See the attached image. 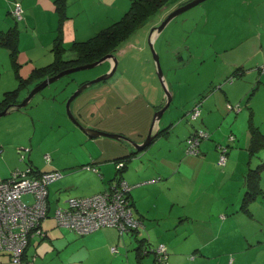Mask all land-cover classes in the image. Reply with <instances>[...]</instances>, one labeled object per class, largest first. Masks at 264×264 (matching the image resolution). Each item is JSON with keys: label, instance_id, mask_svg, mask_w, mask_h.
Wrapping results in <instances>:
<instances>
[{"label": "rangeland", "instance_id": "374dc122", "mask_svg": "<svg viewBox=\"0 0 264 264\" xmlns=\"http://www.w3.org/2000/svg\"><path fill=\"white\" fill-rule=\"evenodd\" d=\"M183 1L185 0H171L167 7L158 13L157 19L162 15L159 23L147 24L134 33L129 38L130 42H135L134 45H128L125 41L115 50L113 54L117 59V65L114 73L108 79L93 83L90 85L92 87L88 86L90 88L83 90L71 103L70 110L74 115L72 107H125L127 101L122 97L118 98L120 95L118 86L117 91L105 87L118 76L119 71L124 70L134 80V84L144 90L145 96L141 95L130 104L129 107L137 108L132 110L129 117L127 113L124 116L122 112L110 115L106 119L124 131L125 127L127 131L134 133L144 129L146 134L143 142L149 134L155 112L167 102L165 87L158 76L154 60L153 54L157 53L164 77L174 82V90L170 86L168 90L175 94L157 124L160 128L172 126L174 128L169 137L167 134L157 137L158 139L156 138L147 149L133 157L128 163L125 176L127 177L130 172L134 174L146 165L150 166L149 169L153 167L155 171H172V174H175V181L166 193H159L160 190L156 188L136 190L135 197L138 199L139 209L148 216L145 224L142 220L139 223V237L148 234L152 246L163 245L167 250L166 264H264V195L251 205L252 216L234 213L240 207L246 190L244 187L238 188L237 181L242 178L240 176L247 169L250 159L248 146L251 136L249 130L251 115L253 122L260 126L264 133V1L205 0L176 16L161 32V36L159 35L152 47L149 42L151 30L159 26L178 7V3ZM130 5L131 0H68L67 19L70 17L71 19L68 20L67 26L74 27L77 35L71 33L72 39H68L67 34V39H63V45L68 49L65 57L73 56L70 48L75 40L82 42L95 36L103 27L119 20ZM45 16L51 25L47 21L30 28L26 26L25 20L12 17L14 23L20 22L22 26L17 28L19 65L13 64L10 51L0 45V101L5 92L20 86L16 69L26 78L35 69L36 64L53 61L57 31L49 35V30L55 27L54 21L51 15L46 13ZM107 19L109 22L105 23ZM57 21L56 30L59 18ZM101 22H104V26L99 28ZM64 27L65 23L63 32ZM45 39L47 41L53 39L54 42L50 47L45 46L43 43ZM185 46H189L186 56L189 61L186 67L181 68L182 64L178 65V60L176 63L172 62L170 57L173 58L179 48ZM123 47L124 52L121 50ZM231 63H234V66L230 67ZM113 66L109 59L104 60L92 68L67 74L44 87L25 106L37 107L42 117L40 121L36 120L34 123L30 118L25 120L17 112L0 118V146H3L0 150V176L10 175L17 169L26 170L31 160L41 170H61L62 177L49 185L48 199L51 207L45 219V226L58 225L55 213L57 209L66 208L70 198H89L99 194L95 193L94 187L99 182L100 173L91 168L93 167L91 154L99 156L102 151L105 156L112 155L109 144L85 140L87 135L81 128L85 127L82 123L79 125L81 132L67 133L54 116V109L65 107L63 114L70 119L67 110L68 99L82 84L109 73ZM242 66L246 69L244 77L239 76L233 82L226 80ZM223 80L234 84L232 88L240 99L233 103L228 101L224 106L219 104L218 107L213 103L212 107H209L213 109L211 116L204 111L205 114L192 119L191 113L196 102L202 101V110L205 107L203 105L205 99L211 104L217 97L220 98L222 93L220 85H224ZM247 80L252 82V86L243 84ZM100 85L101 88L98 90H91ZM27 90L28 88L20 90L21 101L27 96ZM220 102L224 103L223 98ZM107 103L110 105H106ZM141 107L156 108L152 112L151 108ZM224 114L230 115L229 121L225 124L223 123L225 118H222ZM92 121H99V116ZM171 122L172 124L168 125ZM187 129L189 134L198 131L211 135L212 137L203 140L202 144L208 142L214 147L217 143L228 144L229 136H233L235 140L229 150L231 161H228L232 173L229 172L228 177L235 180L234 184H224V176L218 172L227 171V166L223 168L220 164V155L216 166L210 164L209 159L197 158L202 155L195 151L189 153L192 144L190 139L187 140L188 138L184 136L188 132ZM124 131L106 132L123 134ZM101 138H105L109 143H121V140L110 137ZM20 148L27 150L19 151ZM214 152L218 153L217 148ZM193 158L199 161L192 164ZM87 160L89 161L86 162ZM108 163L113 165L115 173L114 161ZM262 163L264 147L252 157L251 166L256 167ZM66 172H71L68 180H65L66 177L63 178ZM125 181L129 184L126 179ZM61 183L67 184L64 186L70 190L59 192ZM261 184L264 188V169L261 173ZM24 199L33 200L28 195L24 196ZM138 213L139 210H133L134 218L139 219ZM113 228L118 232L120 243L114 246L116 251H112L111 248L113 253L111 256L106 254L105 259L97 263L140 264L134 249L136 245L134 228H131L133 229L131 232L125 231L123 234L118 228ZM57 243L64 247L61 242ZM54 254L55 256L47 257L45 264H58L69 258L72 264H78L80 260L82 264H89L90 258L93 257L87 253H78L73 259L71 257L74 253L70 252V247L55 251ZM153 256L152 253L143 257L141 264H150ZM85 257L88 261L83 260ZM37 262L41 264L42 260ZM0 264H28V260L15 262L9 253L0 251Z\"/></svg>", "mask_w": 264, "mask_h": 264}, {"label": "crops", "instance_id": "0c3cea01", "mask_svg": "<svg viewBox=\"0 0 264 264\" xmlns=\"http://www.w3.org/2000/svg\"><path fill=\"white\" fill-rule=\"evenodd\" d=\"M187 1H189V0H185L183 2H180V3H178L177 6H180L181 4H183L184 2H187ZM260 1H264V0H260ZM17 4H20L23 8V17L19 20H25V24L28 28H30L34 25H37L40 22L46 23L47 21H49L48 18L45 16V14L47 13V14L52 16L53 21H54L53 25L55 26L54 29L49 30V32H48L49 35L53 31H57L56 30L57 24H55V21H57L59 16H58L57 9H56V7H57L56 0H0V32L6 31L8 28L12 27L13 25L16 26L17 28H18V26H20V24H21L20 22L14 23V21L12 19L13 11H14V8L16 7ZM68 6H69V3H68ZM67 8L68 7H66V12L68 13L69 9H67ZM70 19H71V17L66 20L67 22H65V27H64V39L65 40L67 39L66 38L67 34L69 35L68 39H72L71 33L77 35V32L75 31L74 27L69 26V25L67 26L68 20H70ZM107 22H109V19H107L105 21V23H107ZM57 23H58V21H57ZM90 23L92 24L91 21H90ZM49 25H51L50 21H49ZM99 25H100L99 28L103 27L104 22L99 23ZM20 27L22 28V26H20ZM34 29H37V28H34ZM43 31L46 32L45 29H43ZM160 36H161V34H160ZM53 37H54V34H53ZM157 40H158V38L156 39V41ZM53 42H54L53 39H52V41H47V39H45V42H43V43L45 46L50 47ZM134 43L135 42L128 41V45H134ZM121 50H123V52H124L125 51L124 47ZM187 51L189 52V46H185L184 48H179V51H177L175 53V55H173V58L170 57L171 61L176 63L175 61L178 60L179 61L178 65L182 64L181 68L186 67V65L189 61V59L188 60L186 59ZM109 60L111 62V65H114V63H115L114 59L111 58ZM35 63H38V62H35ZM43 63L44 62H42L41 64H36L35 68L45 66V65L49 64L50 62H48L46 64H43ZM119 64H120V62H119ZM232 66H234V63H231L230 67H232ZM234 69H236V68H234ZM167 79H168V77H167ZM262 80H263V77H261V81ZM133 81L134 80L132 78H130V76L124 70H121V71H119V74L116 78L109 81L110 83L108 82L107 85H105V87H109L110 90H112V91H114L115 89L117 91L119 89L118 92L120 95L118 96V98L122 97L127 101V103H126L127 105L125 107H121V106H119V107H72V111H73L74 115L77 117V120L80 121V123H82L86 128L98 129V130H102V131H104V130L105 131H113V132L124 131L118 127H115V125H116L115 123H112L110 121L107 122V119L110 115L112 116V115L119 114L122 112H123L124 116L128 114V117H129L132 110H136L137 107H129V106H131L130 104L134 101V99L139 98L141 95L145 96V92H144V90L142 91V89H140L139 86L134 84ZM165 81H166L168 88L170 86L174 90V82L166 80V78H165ZM223 81H224V85L223 84L220 85L221 89H222V93H221L222 97L220 96V98L221 99L223 98L224 103L220 102L221 99L219 97H217V99H215L211 104H208L209 101H206V99H205V102L203 104V105H205V107H203V109H202V115L205 114V113H203L205 111V112L210 113L208 115L211 116L213 109H211L209 107H212L213 103L216 105V107H218L219 104L224 106V104L226 105V103L228 101L233 103V102L238 101L240 99L239 96L236 95V91H234L232 88V86L234 84L228 83L226 80H223ZM239 81L240 80H238V82ZM251 83H252L251 81L247 80L243 84L251 85ZM90 87H92V86H90ZM90 87H87V88H90ZM99 88H101V85L96 87V88H93L91 90L96 91ZM97 92H99V91H97ZM174 96H175V94L173 92V98H174ZM106 100L108 101V99H106ZM106 105H110V104L107 103ZM141 108L142 109H150L151 108L152 112H153V110H155L156 107H141ZM64 110H65V107H56L54 109V116L58 119L60 127H62V128L64 127L67 130L66 131L67 133H69L68 131L81 132L79 129V124L76 122H73L71 120V118L70 119L67 118L63 114ZM16 112L21 114L25 118V120H26V118H30L34 123L36 120L40 121L42 119V117H40V113L37 111V107H26V108H23L21 110H14V109L10 110V113H16ZM98 116H99V121H92L93 118L98 117ZM150 116L151 115H149V117ZM229 116L230 115H228V114L223 115L222 118H225L223 120L224 124L229 121V118H230ZM149 122H150V120H149ZM149 122H148V125H149ZM165 123H166V121H165ZM165 123H164V125H165ZM171 124H172V122L168 125H171ZM157 128H158V125H157L156 129ZM169 128H168L169 131L166 135L167 137L170 136V133L173 130L174 126L169 127ZM127 130L128 129L125 127V131L123 132L122 135H125V136L129 137L130 139H132L138 143L142 142V139L144 138V136L146 134V131L144 129H141L135 133L132 131H127ZM187 130H188V132L185 133V135H184L185 137L189 134V129H187ZM86 135H87V137L84 134L85 140H94L93 142H98V143L100 142L102 144H109L111 152H112V155L109 157L105 156L102 151L100 152L99 156H95V155L91 154V156H92L91 164L93 166L96 165L95 167L99 171L97 173H100L99 176L101 179V180L98 179L99 182L96 184V187H94V191H95V193H102L110 187V183H111L112 179L115 177V173H116V171H115V173H113L114 167L112 164H109L108 162L114 161V159H116L117 157L129 155L130 153L134 152L136 150V148L132 147L133 144L126 139H115V140H121V143H114V142L109 143L106 141L105 138L100 139V137H105V136L90 137L87 133H86ZM32 143H33V139H32ZM0 147L3 148V146H0ZM215 147H216V145H215ZM215 147H214V145H212V143H208V142L201 144L200 148L202 150H201L200 154L202 156L197 157V158H203L206 160L209 159L210 164H214V165L218 166L217 165L218 153L214 152V149L216 150ZM20 149H19V151H20ZM88 161L89 160H87L86 162H88ZM196 161H199V159L193 158L192 164H194ZM229 161H231V156H230ZM250 161H251V158L249 159L247 166L251 163ZM27 166H34L35 168L39 169L38 166H36L32 162V160L29 161ZM226 166H227V171L225 170L224 172H221V171H218V172L224 176V179H223L224 184H227V183L229 185L234 184L235 180L232 177H228L229 172L232 173L231 164L228 162ZM149 168H150V166L144 165L143 169H140L141 171L137 170V172H135L134 174H132V172H130L127 177L125 176V172L127 170L123 174V177L129 182V184L132 187V189L130 190V199H131V204H132L131 207L133 210L134 209L139 210V213H138L140 215L139 218L142 220V222L144 224L146 223L145 219L148 216L146 215V213L144 211L139 209V204L137 201L138 199H137V197H135L136 190H143L144 191V190H147L150 188H156V189L160 190L159 193H166L167 191H169L171 189L170 186L173 185V182L175 181V179H174L175 174H172V171H166L165 170L164 172H160V171H155V169H153V167H152V169H149ZM127 169H128V167H127ZM50 170H58V169H50ZM149 170H151V171L149 172ZM43 171H46V170H43ZM196 172H197V170H196ZM66 173L67 174L63 178L66 177L65 180H68L69 179L68 177H69L71 172H66ZM6 175L7 174H1L0 180L9 177V174L7 176ZM242 176H243V172H242ZM242 176H240V178ZM153 179H158V180L152 181ZM150 180L152 181V183ZM60 185H61L60 186L61 188H59V189H61V190H59V192L70 190V189H68V187L65 188L64 185H67V184L61 183ZM237 185H238V188L242 189V186H244V182H243L242 178L237 181ZM49 197H50V191H49ZM58 199H59V197L57 198V200ZM229 201H230V198L227 199V202H229ZM49 203H50V201H49ZM50 207H51V203H50ZM42 228L45 231V237L43 239L33 238L30 241V244H29L28 250H27L28 257L29 258L32 257V259H34V261H35V264H40L37 262V260L40 262V259L42 260L41 264H45L47 257H49L51 255L55 256V254H54L55 251L66 250V248H68V247H70V252L74 253L73 257H71V258L74 259L75 255L78 253H81V254L87 253V254H90L93 256L90 258L91 263H89V264H101V263H97V262L105 259L104 257L106 256V254L111 256L113 254L111 251V248L114 247L115 245L118 246V244L120 243L118 232L113 227L101 228L99 230L94 231L91 234L82 235V234H79V233L72 231L70 229L58 226L57 224H53L50 227L45 226V219H44L42 222ZM139 233H140V231L138 228L137 230L134 231V234H133V236H135L136 245H138V239H140V238H147V241H148L147 243H150V241H149L150 236L148 234L144 235L143 237H139ZM57 242H61L62 244H64L63 245L64 247H61V245H59ZM135 246H134V249H135ZM31 248H32V250H31ZM30 251H32V252H30ZM92 258L93 259L96 258V259L91 260ZM83 260L88 261V258L85 257V259H83ZM58 264H72V263L70 262V258H69L67 261H62V263L60 262ZM78 264H82V260H80Z\"/></svg>", "mask_w": 264, "mask_h": 264}, {"label": "trees", "instance_id": "16d2710c", "mask_svg": "<svg viewBox=\"0 0 264 264\" xmlns=\"http://www.w3.org/2000/svg\"><path fill=\"white\" fill-rule=\"evenodd\" d=\"M170 1L171 0H131L130 8L125 12V14L119 20L101 29L98 33H96L95 36L91 37L86 41H82V42L74 41L73 45L70 48L73 56H71L70 58H66L65 52L68 49H66L63 45V39H64L63 25L66 19L68 18L66 12L67 0H56V5H57L56 9L59 14V26L57 28V36L55 38V43L53 46V52L55 57L53 61L50 62L49 64L35 68L32 71V73L26 78L22 77L18 73V70L16 69L20 86L14 90L5 92L3 99L0 101V112L4 110L7 106L19 103L21 101L19 95H20V90H22L23 88H28L27 93H29L30 90L36 84H38L47 77H51L71 67L97 61L109 53H114L115 50L119 49L125 41H127L126 43H128L129 38L134 33L140 31L141 28L145 27V25L156 24V22L159 23L162 18V15H160L159 18L157 19L158 13L164 10V8L167 7ZM13 16L15 17L14 14ZM18 38H19V31L17 30L16 26H12L8 30L0 32V45L7 48L10 51L11 60L13 64L16 66L19 65ZM245 71L246 69L243 66L237 68L233 72L232 76L228 77L226 80L233 82L235 78H238L239 76H240L239 78H242L245 75ZM211 91H208V93ZM208 93L206 94L209 95ZM201 102L202 101L199 100L198 102L195 103V106L196 105L199 106L198 108L201 111V113L196 118H198L202 114ZM194 108L192 112L194 111ZM196 118H192V119H196ZM168 128L169 127L162 130L160 129L158 131L156 138L162 135H166L168 133ZM249 130L251 136H250L248 151L251 158L250 162L252 163V157L257 155L258 152L264 147V133L262 132L260 126H257L253 122L252 115L249 122ZM198 135H199L198 131L196 133L191 132L186 136V138H188L187 140L190 139V143L193 139H198V142L197 144L194 145L193 149L195 152L200 154L201 152L200 147L202 141L205 139H210L212 136L208 134L207 137L202 138ZM234 140L235 139L233 138V136L230 135L228 144L224 145L221 143H217L216 145L217 151L219 153L218 156L220 155L221 157V153H224L226 155V162L224 164L220 163L222 167H225L229 161L230 145L234 143ZM1 149L2 148L0 147V150ZM190 152H192V147H189V153ZM139 153H141V151L135 150L129 155H124L114 159V163L116 164L115 177L112 179L110 183V187L104 192H107L108 190L110 191L114 183L120 185L123 181H125L123 174L127 170L128 163L132 160L134 156H136ZM251 163L247 166V169L243 172V176H242V180L244 182V186L242 187H244L246 190L244 192L241 205L238 209L234 211V213L237 214L244 213L247 214L248 216L253 215L252 210L250 209L253 202H255L259 197L264 195V188L261 184V173L264 169V163L259 164L256 167H252ZM28 167L30 168L31 172L35 174L48 172L37 169L34 166H28ZM157 180L158 179H153L152 181H157ZM127 198L130 201V205H132L130 199V192L128 193ZM138 228H134V230H137ZM131 230L133 229H130L129 231L131 232ZM147 242H148L147 238L138 239V245L135 247L136 258L138 262L141 264V260L143 257H146L153 253L154 256L150 264H166L167 256L158 253L159 246H152V244ZM27 250L28 247L26 248L23 254V259L28 260V264L30 263L35 264L34 259H32V257L31 258L28 257Z\"/></svg>", "mask_w": 264, "mask_h": 264}, {"label": "built area", "instance_id": "2783aa9c", "mask_svg": "<svg viewBox=\"0 0 264 264\" xmlns=\"http://www.w3.org/2000/svg\"><path fill=\"white\" fill-rule=\"evenodd\" d=\"M13 14L18 19L23 17V8L17 4ZM195 106L192 118L200 113ZM207 133L199 132L200 137ZM198 139L191 141L192 151ZM21 151L27 148H21ZM226 162V155L221 153L220 163ZM97 171L96 167H91ZM62 177L59 170L41 174L26 170H14L8 178L0 180V251L9 253L15 262L22 261L23 254L33 238L42 239L45 231L42 222L49 215V185ZM131 186L123 181L114 183L112 189L89 198H70L66 208L57 209L55 218L58 225L79 234H88L102 227H116L123 234L131 228H138L140 220L134 218L133 209L127 198ZM33 200H25L24 196ZM112 251H116L112 247ZM158 253L166 255L162 245ZM33 264V263H30Z\"/></svg>", "mask_w": 264, "mask_h": 264}, {"label": "water", "instance_id": "95a60500", "mask_svg": "<svg viewBox=\"0 0 264 264\" xmlns=\"http://www.w3.org/2000/svg\"><path fill=\"white\" fill-rule=\"evenodd\" d=\"M205 0H189L183 4H181L180 6H178L174 11H172L163 21L159 26L154 27L151 32H150V36H149V42L150 45L153 47V45L155 44L156 39L159 37V35L161 34V32L165 29V27L178 15H180L181 13L195 7L196 5L200 4L201 2H203ZM154 60L157 66V72H158V76L161 80V82L163 83L164 87H165V91H166V97H167V102L166 104L157 112H155L154 118H153V123L152 126L150 128L149 134L146 137V139L142 142V143H138L135 142L134 140L130 139L129 137L122 135V134H114V133H109L106 131H102V130H98V129H92V128H86V127H81L90 137H99V136H105V137H110L113 139H126L129 142L133 143V145H135L134 147L136 148L137 151H143L145 150L147 147H149V145H151V143H153V140L156 138L157 134H158V130L159 127L156 129L157 127V123L159 122V119L162 117L163 113L165 112V110L170 106L172 100H173V92L168 90V86L166 84L165 81V77L160 65V59H159V55L157 53L154 52ZM114 59L115 63L113 66V69L107 73L104 74L100 77H98L95 80H92L90 82L84 83L82 84L74 93L73 95L68 99L67 102V110L69 113V116L72 118V120L76 123H78L80 125V122L77 120L76 116L72 114L71 110H70V106L71 103L73 102V100L79 95L81 94V92L83 90H85L88 86L92 85L93 83L102 81V80H106L108 79L115 71L116 69V65H117V59L114 56L113 53H109L105 56H103L101 59L91 62V63H86V64H82V65H78L75 67H71L68 69H65L51 77H48L46 79H44L43 81H41L40 83H38L32 90H30V92L27 94V96L25 97V99L23 101H20L19 103L16 104H12L7 106L3 111L0 112V118L3 115L9 114L11 109L14 110H21L23 108H26L25 106H27L30 102L31 99L39 92L41 91L44 87L48 86L49 84H51L52 82L60 79L61 77L70 74L72 72L75 71H79V70H83V69H88V68H92L94 66H96L97 64L103 62L104 60H108V59ZM156 129V130H155Z\"/></svg>", "mask_w": 264, "mask_h": 264}, {"label": "flooded vegetation", "instance_id": "af4514ba", "mask_svg": "<svg viewBox=\"0 0 264 264\" xmlns=\"http://www.w3.org/2000/svg\"><path fill=\"white\" fill-rule=\"evenodd\" d=\"M161 108H162V107H161ZM161 108H160V109H161ZM160 109H158V110H160ZM158 110H157V111H158ZM157 111H156V112H157ZM166 128H167V127H166ZM160 129L162 130V129H165V128H160V127H159V130H160ZM155 130H156V129H155ZM159 130H158V131H159ZM168 131H169V129H168Z\"/></svg>", "mask_w": 264, "mask_h": 264}]
</instances>
